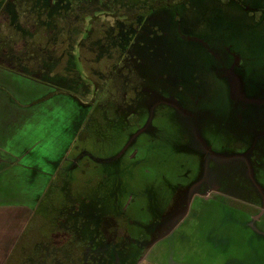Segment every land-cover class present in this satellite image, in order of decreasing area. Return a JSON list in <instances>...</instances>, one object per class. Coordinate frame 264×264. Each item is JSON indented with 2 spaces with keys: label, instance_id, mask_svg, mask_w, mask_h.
<instances>
[{
  "label": "rangeland",
  "instance_id": "1",
  "mask_svg": "<svg viewBox=\"0 0 264 264\" xmlns=\"http://www.w3.org/2000/svg\"><path fill=\"white\" fill-rule=\"evenodd\" d=\"M71 2L0 10V161L48 175L3 264H264V0Z\"/></svg>",
  "mask_w": 264,
  "mask_h": 264
},
{
  "label": "crops",
  "instance_id": "2",
  "mask_svg": "<svg viewBox=\"0 0 264 264\" xmlns=\"http://www.w3.org/2000/svg\"><path fill=\"white\" fill-rule=\"evenodd\" d=\"M0 161V171L6 178L0 176V263L3 264L20 234L34 216L33 209L46 191L48 175L42 174L37 178L34 165L29 162ZM12 167V168H10ZM17 168H20L16 170ZM16 170V171H15ZM21 235V236H22ZM8 242V243H7Z\"/></svg>",
  "mask_w": 264,
  "mask_h": 264
},
{
  "label": "flooded vegetation",
  "instance_id": "3",
  "mask_svg": "<svg viewBox=\"0 0 264 264\" xmlns=\"http://www.w3.org/2000/svg\"><path fill=\"white\" fill-rule=\"evenodd\" d=\"M110 0H79L78 5H76L74 2L71 4L74 6L76 5L79 8H84L82 9L85 12V8L87 12H90L92 7H94V10H92V12L96 11V12H100V16L104 17L105 19L102 21L103 25L101 26L102 30V34L100 35V41L101 39H103L107 34V37L110 38L111 36V22L113 20V17H120L123 16L124 13H129L128 9L126 10L127 12H123V13H117V14H113L111 11V5H110ZM7 3H12L13 4V10L11 12L7 11V12H3L6 13L7 16H3V18H5L4 20L7 21V17H11V19L14 18L13 24H18L22 29L24 30H29L31 33L34 28L35 30L38 29V31L42 32H46L48 31V23L50 22L49 25V30L51 31L52 29H56V27H61L60 31H64L63 27L64 25L67 23L68 20L76 17V13L75 12H71L73 11L68 10L67 7L66 8H60L59 10H57L58 12L55 14H52L51 17L48 18V6L50 7H55V6H59L61 4L64 3V0L62 3L59 2V0H0V10L2 8V6H4ZM25 7V12L28 15L29 18V23L32 22L31 28L28 24L26 23H22L20 21V17L21 14H23V12L21 13L22 9L24 10ZM62 7V6H61ZM18 8V9H17ZM107 10V11H106ZM70 12L72 13L70 15ZM30 14V15H29ZM30 16V17H29ZM130 15H128L129 17ZM41 22H46V24L44 26H39L37 25V23H41ZM106 22H109V25L106 26ZM42 28H44V30H41ZM34 33V32H33ZM28 39V41L30 40V42H26L32 44V38L30 39L29 37H25ZM55 39V36L52 35V40ZM57 39V37H56ZM32 40V41H31ZM26 43H24L23 47L24 50H19V54L20 56L28 53V51H26L28 49V47H26ZM40 44V42H38ZM105 43V42H104ZM33 45V44H32ZM102 46V45H101ZM31 49V48H30ZM38 49L40 50L39 52L41 53V55L43 56L42 61H43V67L46 70V72L48 71V62H50V59L48 60V55H50L52 57L51 51L48 50V52L42 48V46H38ZM31 51V50H30ZM29 51L28 54H30V56L32 58H34V54H32ZM17 53V54H18ZM16 53L14 54L13 57L16 58L17 61H19L21 58L19 55H17ZM62 55H67L66 52H60L59 53V57H62ZM68 56V55H67ZM69 57V56H68ZM34 62L38 64V66H41L42 63L39 62V58H34ZM66 62L69 61V58H65ZM44 72V73H46ZM49 72V71H48ZM230 93L231 96L233 98V100H238L240 103H238V107L241 109V107H244V104L246 103V100L248 98H245L243 92H242V86L240 84V80L238 79L237 75H232L231 79H230ZM242 100V101H241ZM256 100V99H253ZM253 103H260L259 100H256V102ZM109 252V251H108ZM73 257V256H72Z\"/></svg>",
  "mask_w": 264,
  "mask_h": 264
},
{
  "label": "water",
  "instance_id": "4",
  "mask_svg": "<svg viewBox=\"0 0 264 264\" xmlns=\"http://www.w3.org/2000/svg\"><path fill=\"white\" fill-rule=\"evenodd\" d=\"M246 102L253 103V102H256V100H253V99H247Z\"/></svg>",
  "mask_w": 264,
  "mask_h": 264
}]
</instances>
